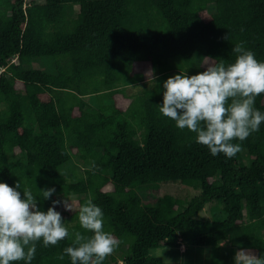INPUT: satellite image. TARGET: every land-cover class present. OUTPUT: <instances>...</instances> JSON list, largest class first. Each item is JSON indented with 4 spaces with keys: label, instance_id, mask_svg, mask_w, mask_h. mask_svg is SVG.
I'll return each instance as SVG.
<instances>
[{
    "label": "trees",
    "instance_id": "16d2710c",
    "mask_svg": "<svg viewBox=\"0 0 264 264\" xmlns=\"http://www.w3.org/2000/svg\"><path fill=\"white\" fill-rule=\"evenodd\" d=\"M240 41L264 61V0H0V181L30 189L42 211L91 196L121 241L104 264H170L152 248L223 240L233 257L264 255V123L227 158L159 111L180 58L200 52L202 72L209 60L234 62ZM255 107L264 112V94ZM73 160L81 174L64 170ZM166 181L196 193L156 194ZM53 187L44 200L40 189ZM210 203L215 216H200ZM55 207L70 230L91 234ZM70 244L38 242L32 264H71L57 258Z\"/></svg>",
    "mask_w": 264,
    "mask_h": 264
},
{
    "label": "clouds",
    "instance_id": "9594fccd",
    "mask_svg": "<svg viewBox=\"0 0 264 264\" xmlns=\"http://www.w3.org/2000/svg\"><path fill=\"white\" fill-rule=\"evenodd\" d=\"M232 53V63L209 60L195 75L180 71L168 77L159 107L178 129L195 133V142L212 156L223 153L227 158L242 151L241 143L233 141H245L264 123V112L255 107L256 98L264 94V61L244 41L236 43ZM20 188V182L13 187L0 181V264H32L41 241L49 247L71 240L57 257L63 260L67 255L71 264H104L119 247L121 241L105 230L104 212L91 196L82 204L53 200V206L42 211L40 199L28 188L21 195ZM40 190L44 200L55 192L54 187ZM61 203L66 211L77 213L80 228L90 235L66 226L55 207ZM234 264H264V255L240 248Z\"/></svg>",
    "mask_w": 264,
    "mask_h": 264
},
{
    "label": "rangeland",
    "instance_id": "374dc122",
    "mask_svg": "<svg viewBox=\"0 0 264 264\" xmlns=\"http://www.w3.org/2000/svg\"><path fill=\"white\" fill-rule=\"evenodd\" d=\"M214 7L210 5V7ZM69 14V13H68ZM73 14V13H72ZM52 58V57H51ZM203 55L200 52H196L192 58L185 59L180 58L179 65H177L178 71H186L188 73L197 74L201 70V61ZM38 64H40L45 69H52L54 67V59L41 58L38 59ZM175 70V71H176ZM169 72H165L162 75L157 76L159 78H164L169 76ZM164 76V77H163ZM148 83H152L150 80ZM144 85V82H138L137 84H132L127 87L129 93H134L139 91ZM67 172H76L78 174L82 173V167L79 166L77 160L69 162V165L64 167ZM158 192L156 194L163 195L166 193L173 194L178 197H190L196 193V189L186 185L181 181H166L160 183L157 187ZM154 193V192H152ZM146 195H150L148 192ZM63 200H68L67 198H62ZM215 204H207L204 209L200 212V216L204 218H213L215 216L214 209H212ZM230 243L228 241H221L217 246L212 249L210 246H196V245H181L179 247H167L160 246L152 248L151 252L162 256L170 264H234V257L229 254Z\"/></svg>",
    "mask_w": 264,
    "mask_h": 264
}]
</instances>
